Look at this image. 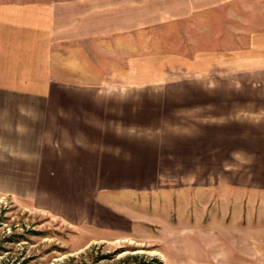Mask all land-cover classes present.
Segmentation results:
<instances>
[{"label": "rangeland", "instance_id": "rangeland-1", "mask_svg": "<svg viewBox=\"0 0 264 264\" xmlns=\"http://www.w3.org/2000/svg\"><path fill=\"white\" fill-rule=\"evenodd\" d=\"M83 1L82 14L113 4V32L76 28L91 40L55 45L53 77L142 87L130 93L162 100L165 113L140 129L198 134L202 126L203 158L193 146L197 161L166 165L152 185L130 182L125 202L103 199L98 186L81 213L76 188L49 194L17 156L0 155V264H264V0H226L135 28L169 1ZM179 93L187 99L169 96Z\"/></svg>", "mask_w": 264, "mask_h": 264}, {"label": "crops", "instance_id": "crops-1", "mask_svg": "<svg viewBox=\"0 0 264 264\" xmlns=\"http://www.w3.org/2000/svg\"><path fill=\"white\" fill-rule=\"evenodd\" d=\"M91 1L83 2L93 5ZM168 1L167 9L149 13L152 21L141 23L137 19L131 27L156 24L163 15L183 18L226 0ZM84 11L82 14L80 0L0 7V155L17 156L39 177L41 186L49 188V194L52 188L64 195L77 189L82 196L79 210L89 213L88 204L96 199L98 186H104L100 191L103 199L125 202L130 182L133 187L152 185L166 165L185 166L197 157L202 159L208 133L202 126L198 134L141 130L140 126L153 117L160 121L165 108L160 99L144 100L130 93L144 90L136 88L138 85L55 79L59 73L54 70L55 45L91 40L92 36L76 29L79 27L94 35L113 32L112 3ZM34 74L40 77H26ZM186 90L193 89H177ZM169 96L185 101L188 94ZM195 145L197 157L193 158Z\"/></svg>", "mask_w": 264, "mask_h": 264}]
</instances>
